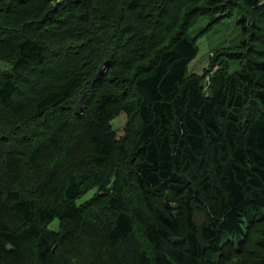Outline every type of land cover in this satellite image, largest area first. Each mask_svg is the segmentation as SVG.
Masks as SVG:
<instances>
[{
  "label": "trees",
  "instance_id": "16d2710c",
  "mask_svg": "<svg viewBox=\"0 0 264 264\" xmlns=\"http://www.w3.org/2000/svg\"><path fill=\"white\" fill-rule=\"evenodd\" d=\"M233 7L264 23L261 0H0V264H264V41L207 94L188 72Z\"/></svg>",
  "mask_w": 264,
  "mask_h": 264
},
{
  "label": "rangeland",
  "instance_id": "374dc122",
  "mask_svg": "<svg viewBox=\"0 0 264 264\" xmlns=\"http://www.w3.org/2000/svg\"><path fill=\"white\" fill-rule=\"evenodd\" d=\"M229 2L232 3V1ZM245 10L246 9L233 7L231 11L232 15H229L230 8H228V10L223 14L218 13L213 17H206L200 20L198 25L193 30V34H198L202 31L204 32L196 40L198 51L195 57L188 63V72L190 74H196L204 77L205 88L210 83V74L219 69V64L212 66L214 63L213 59L215 57L218 61L223 62L222 64H224V60L225 62L228 60V63H232V65L235 67L236 62L231 60V56H234L235 53L246 50V48L243 47L241 43L243 40H248L251 37H256V34L258 33L259 41H264V23H262L261 21L256 20L260 25V28L257 29V31L252 28L248 36L246 34H243L240 26L236 23V17H239L241 15H248L252 20L253 16H257V13L247 14L245 13ZM211 19H214V21L211 22ZM249 43L251 45H254V42L249 41ZM258 44L259 42L256 45L257 48ZM5 67V62L0 61V68L3 69ZM207 88L205 89L206 94L208 93ZM80 108L81 112L84 107L81 106ZM109 125L112 134L116 137V139L126 141L129 147H131V141L134 138L135 130L137 128L136 121L134 120V123H131L124 113H119L109 121ZM92 194L93 190L89 191L83 196L82 199L79 200V202H82L84 199L89 198ZM58 227L59 222L57 219L53 220L49 225V229L53 231H57ZM259 228H261V231L264 233V224L260 225ZM259 239H262L261 236L259 237ZM260 255L262 254L260 253Z\"/></svg>",
  "mask_w": 264,
  "mask_h": 264
},
{
  "label": "bare ground",
  "instance_id": "6f19581e",
  "mask_svg": "<svg viewBox=\"0 0 264 264\" xmlns=\"http://www.w3.org/2000/svg\"><path fill=\"white\" fill-rule=\"evenodd\" d=\"M70 41V40H69ZM69 41H67V42H69ZM66 43V42H65ZM88 48V47H87ZM211 58H213V57H211ZM216 59V58H215ZM211 61V60H210ZM217 62V61H216Z\"/></svg>",
  "mask_w": 264,
  "mask_h": 264
},
{
  "label": "snow or ice",
  "instance_id": "6c2138e0",
  "mask_svg": "<svg viewBox=\"0 0 264 264\" xmlns=\"http://www.w3.org/2000/svg\"><path fill=\"white\" fill-rule=\"evenodd\" d=\"M262 3H264V0H261Z\"/></svg>",
  "mask_w": 264,
  "mask_h": 264
}]
</instances>
